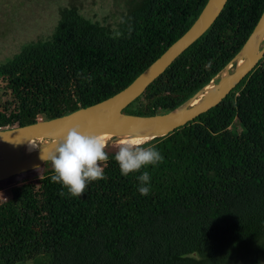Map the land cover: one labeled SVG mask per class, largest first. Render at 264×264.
<instances>
[{"label": "trees", "instance_id": "trees-1", "mask_svg": "<svg viewBox=\"0 0 264 264\" xmlns=\"http://www.w3.org/2000/svg\"><path fill=\"white\" fill-rule=\"evenodd\" d=\"M206 2L125 0L114 28L74 5L59 8L48 37L0 62V129L119 92ZM263 10L264 0H227L122 112L148 116L180 106L240 51ZM146 141L163 162L124 176L117 151L105 148V178L88 182L79 197L51 181L52 167L37 183L11 187L0 201V264H263L264 56L215 106ZM143 171L151 177L147 195L138 192Z\"/></svg>", "mask_w": 264, "mask_h": 264}, {"label": "water", "instance_id": "water-1", "mask_svg": "<svg viewBox=\"0 0 264 264\" xmlns=\"http://www.w3.org/2000/svg\"><path fill=\"white\" fill-rule=\"evenodd\" d=\"M226 1L207 0L191 26L129 85L114 95L62 116L0 129V154L2 155L0 181L41 166L44 163L40 159L41 150L50 149L73 126L79 125L82 131L91 134H110L114 139L121 135L150 139L168 134L219 103L264 56V10L240 51L216 76L220 73L222 75L216 82H213V79L210 81L213 82L210 89L202 87L180 106L166 113L142 116L122 112L126 105L138 97L149 83L209 28ZM262 40V46L258 47L259 41ZM239 59L242 61L237 63ZM233 63L232 71H228ZM199 95H203L202 98L192 104L191 102ZM38 137L46 140V143L40 145L39 151L31 159L20 160V149L23 143L27 139Z\"/></svg>", "mask_w": 264, "mask_h": 264}, {"label": "rangeland", "instance_id": "rangeland-1", "mask_svg": "<svg viewBox=\"0 0 264 264\" xmlns=\"http://www.w3.org/2000/svg\"><path fill=\"white\" fill-rule=\"evenodd\" d=\"M125 4V0H0V62L18 52L24 43L48 37L61 7L74 5L84 16L114 28L126 8ZM262 43L263 40L259 41L258 47ZM233 66L234 63L228 71H232ZM221 75L215 76L213 82ZM106 149L118 151V139H109ZM49 163L0 181V201L10 197V188L13 186L30 181L37 183V178L52 167ZM22 264L33 263L28 261Z\"/></svg>", "mask_w": 264, "mask_h": 264}, {"label": "clouds", "instance_id": "clouds-1", "mask_svg": "<svg viewBox=\"0 0 264 264\" xmlns=\"http://www.w3.org/2000/svg\"><path fill=\"white\" fill-rule=\"evenodd\" d=\"M106 143L102 136L84 132L76 125L69 128L63 138L50 149L41 150L40 159L51 163L53 174L50 179L53 183L61 184L72 197H79L85 192L88 182L105 178L99 162L108 160ZM146 143L141 138L131 136L118 141V151L114 158L122 175L127 176L139 172L147 165L163 162L164 157L158 149L150 143L147 147L143 146ZM137 180L138 192L141 195L149 194V172L143 171Z\"/></svg>", "mask_w": 264, "mask_h": 264}, {"label": "bare ground", "instance_id": "bare-ground-1", "mask_svg": "<svg viewBox=\"0 0 264 264\" xmlns=\"http://www.w3.org/2000/svg\"><path fill=\"white\" fill-rule=\"evenodd\" d=\"M241 61L242 60L239 59L237 61V63H240ZM212 84H213V82H209V84H207L205 86V89H210L212 87ZM202 96L203 95H199V97L194 99L191 103L192 104L196 103L197 101H199L202 98ZM98 135L102 136L106 140V142L112 138V136L110 134H106V133H102V134H98ZM125 137H129V135H121V136H118L116 139H118V141H119L120 139L125 138ZM134 138H137V137H134ZM141 139L146 140L147 138H141ZM44 143H46V140H43L40 137L27 139L23 143V145L21 146L20 160L24 161V160H28V159H31L32 157H34L40 149V144H44ZM36 147H38V149H36ZM1 160H2V155L0 154V161Z\"/></svg>", "mask_w": 264, "mask_h": 264}]
</instances>
